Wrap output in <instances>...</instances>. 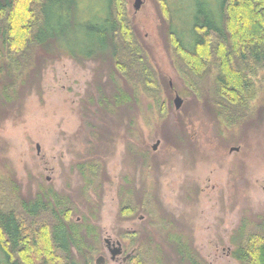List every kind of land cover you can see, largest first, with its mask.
<instances>
[{"label": "rangeland", "instance_id": "rangeland-1", "mask_svg": "<svg viewBox=\"0 0 264 264\" xmlns=\"http://www.w3.org/2000/svg\"><path fill=\"white\" fill-rule=\"evenodd\" d=\"M125 1L158 75L161 106L140 90H127L130 102L117 105L125 82L110 60L78 62L54 47L39 51L13 100L0 102V180L7 189L2 202L15 208L41 190L68 198L71 221L96 231L93 264L99 257L102 264H125L128 258L121 259L136 248L131 233L151 240V264H187L166 243L171 232L183 235L206 264H239L231 254L237 230L264 219L263 73L251 102L255 116L226 127L180 79L158 1L141 0L138 10L135 0ZM167 3L179 31L187 32L192 0ZM176 95L182 100L178 109ZM91 161L99 168L88 187L80 165ZM123 206L134 214L122 213ZM105 239L120 243L122 258L111 260Z\"/></svg>", "mask_w": 264, "mask_h": 264}, {"label": "trees", "instance_id": "trees-1", "mask_svg": "<svg viewBox=\"0 0 264 264\" xmlns=\"http://www.w3.org/2000/svg\"><path fill=\"white\" fill-rule=\"evenodd\" d=\"M157 1L175 69L190 95L209 105L228 128L255 116L251 102L260 73L264 83V0H201L199 7L192 0L187 32L177 28L167 0ZM53 47L78 62L110 60L125 82L116 92L117 105L140 90L161 106L158 75L137 40L125 0H0V102L13 100L38 52ZM80 168L90 187L99 165L91 161ZM5 182L0 180V264H93L96 231L71 221L68 198L41 190L33 201L5 208ZM130 208L123 206L122 213L134 214ZM129 236L136 248L125 264H151V240ZM235 238L231 254L239 264H264V219L242 225ZM166 243L179 262L206 264L183 235L168 233Z\"/></svg>", "mask_w": 264, "mask_h": 264}, {"label": "water", "instance_id": "water-1", "mask_svg": "<svg viewBox=\"0 0 264 264\" xmlns=\"http://www.w3.org/2000/svg\"><path fill=\"white\" fill-rule=\"evenodd\" d=\"M141 3H142L141 0H135V3L133 5L134 9L135 10H138L139 7H140V5H141ZM181 103H182V100L180 99V97L178 95H176L175 98H174V106H175V108L178 109L180 107ZM156 146L157 145H155L153 147V149H155ZM233 150L234 151H237L238 149L237 148H232L230 151H233ZM104 241L107 244L106 245L107 246L106 248L108 249V252H109V254L111 256L110 257L111 260L114 259L115 256H119L121 254L122 249H121L120 243H118V242L111 243L109 241V239H105ZM110 245L112 246V248H110ZM129 256L130 255H127L125 258H123V262H125L126 259L129 258ZM103 260H104L103 257H99L96 260V263L95 264H102Z\"/></svg>", "mask_w": 264, "mask_h": 264}, {"label": "flooded vegetation", "instance_id": "flooded-vegetation-1", "mask_svg": "<svg viewBox=\"0 0 264 264\" xmlns=\"http://www.w3.org/2000/svg\"><path fill=\"white\" fill-rule=\"evenodd\" d=\"M121 246V245H120ZM112 246L110 245V248H111ZM121 249H122V247H121ZM123 254V250L121 251V254L119 255L120 257H121V255ZM229 254V253H228ZM119 258V257H118ZM122 258V257H121ZM121 262H123V258L121 259Z\"/></svg>", "mask_w": 264, "mask_h": 264}]
</instances>
